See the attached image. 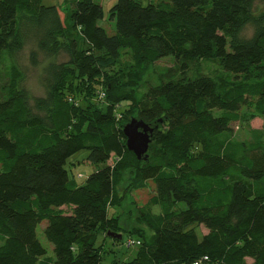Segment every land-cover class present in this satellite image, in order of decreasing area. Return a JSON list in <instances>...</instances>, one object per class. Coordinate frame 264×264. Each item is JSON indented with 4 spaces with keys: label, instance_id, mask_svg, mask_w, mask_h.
<instances>
[{
    "label": "trees",
    "instance_id": "16d2710c",
    "mask_svg": "<svg viewBox=\"0 0 264 264\" xmlns=\"http://www.w3.org/2000/svg\"><path fill=\"white\" fill-rule=\"evenodd\" d=\"M263 1L116 0L107 15L95 0H0V264H101L110 232L137 236L131 264H264ZM27 48L43 96L26 87ZM167 57L177 73L137 79ZM242 118L262 119L259 138L227 136ZM133 119L153 128L142 159L124 134ZM81 151L97 170L79 184L67 165ZM150 182L156 194L126 209ZM45 221L54 256L37 235Z\"/></svg>",
    "mask_w": 264,
    "mask_h": 264
},
{
    "label": "rangeland",
    "instance_id": "374dc122",
    "mask_svg": "<svg viewBox=\"0 0 264 264\" xmlns=\"http://www.w3.org/2000/svg\"><path fill=\"white\" fill-rule=\"evenodd\" d=\"M99 2L103 7L105 12L108 15V11L114 5L116 0H95ZM144 5L149 3H159L165 0H141ZM44 5L52 6L58 5L65 8L66 0H44ZM257 8L261 11L264 9V1L257 4ZM100 26L103 27L108 35L115 34V23L109 21L108 18L104 21H101ZM248 35H251L252 29L249 27L246 30ZM29 49L27 48L21 55V64L23 69L26 73V87L29 89L32 96H43L46 92L45 86L42 81V68L43 66L40 65L39 67H33L29 60ZM123 71H128L129 66L131 65V60L128 56L123 57ZM176 65L174 62L173 57H167L162 61L158 62L156 66H149L146 69L138 73L137 79L140 82H148L152 85H157L161 82V79L166 75L172 76L176 71ZM203 70L206 74L209 75H217L222 73L221 69L217 65L204 66ZM125 76V74H124ZM120 86L125 84L126 80L122 76L119 78ZM256 99H251L248 105H245L241 108L240 115L243 117H249L254 112V104ZM130 107L129 102H123L120 104L118 108V115L123 117V114L128 111ZM263 126L262 119H255L254 121L250 122L242 118L241 121L233 123L230 132L227 136L233 140L244 142V141H254L255 139L259 138L261 132L256 129H261ZM193 153L198 152V148L196 151H192ZM88 153L85 151H81L71 157L68 160L67 169L69 170L70 178H75L79 184H82L86 181L88 176L97 170V166L90 164L87 161ZM114 158L109 161V164H113ZM129 182V177L127 175L123 178V183L121 184V189H124ZM156 194L155 186L152 182L149 183L147 189L135 191L131 194V199L128 201V205H125L127 209L128 206L136 204L138 206H144L148 203V201ZM133 202V204H132ZM155 213L160 212L158 208L154 210ZM123 211L121 210H111V216H118ZM125 219V218H124ZM47 222H43L39 225L37 229V235L42 243V245L48 250L49 256H54L53 246L47 241L45 235L43 234V229L46 227ZM196 229L199 234V238L202 239L203 234L207 233L203 226H196ZM119 234V233H118ZM122 234V233H120ZM139 244L137 236H130L127 233L123 232V238L120 239H112L109 238L107 235H101L97 242V246L100 248L102 252V262L101 264H131L139 251ZM190 264V263H184Z\"/></svg>",
    "mask_w": 264,
    "mask_h": 264
},
{
    "label": "water",
    "instance_id": "95a60500",
    "mask_svg": "<svg viewBox=\"0 0 264 264\" xmlns=\"http://www.w3.org/2000/svg\"><path fill=\"white\" fill-rule=\"evenodd\" d=\"M153 133V128L145 123L133 119L124 128V134L127 138V147L129 151L133 152L138 159L147 153L149 145L151 142V135ZM108 235L114 239H122V234H117L114 232L108 233Z\"/></svg>",
    "mask_w": 264,
    "mask_h": 264
},
{
    "label": "built area",
    "instance_id": "2783aa9c",
    "mask_svg": "<svg viewBox=\"0 0 264 264\" xmlns=\"http://www.w3.org/2000/svg\"><path fill=\"white\" fill-rule=\"evenodd\" d=\"M207 260H208L207 258H204L203 260L197 261V262H195L194 264H202L203 261H207Z\"/></svg>",
    "mask_w": 264,
    "mask_h": 264
}]
</instances>
